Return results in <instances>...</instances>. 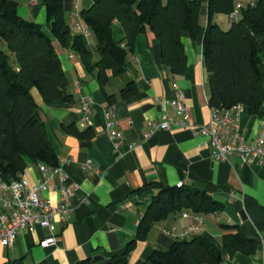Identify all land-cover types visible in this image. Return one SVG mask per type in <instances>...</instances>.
Returning <instances> with one entry per match:
<instances>
[{
    "label": "crops",
    "instance_id": "1",
    "mask_svg": "<svg viewBox=\"0 0 264 264\" xmlns=\"http://www.w3.org/2000/svg\"><path fill=\"white\" fill-rule=\"evenodd\" d=\"M17 1L21 16L44 25L50 33L42 0L37 3ZM201 1L202 37L207 24L208 0ZM238 2L254 4L256 0H236L235 4ZM91 5L92 0H72L68 20L75 33L83 34L75 29L72 12ZM232 20L228 14L214 16V21L222 28H229ZM81 24L89 32L84 38L93 51V59L97 60L98 39L82 17ZM113 36L116 41L125 40V29L118 20L114 21ZM52 39L70 79L74 100L48 105L36 88L32 93L61 167L68 176L66 183L77 184V189L67 221L59 217L54 220L59 236L55 245L41 246V240L50 230L36 226L19 234L11 247L0 244V264H78L87 257L93 258V264H103L124 251L152 197L163 186H176L179 181L206 191L223 206L210 214L172 213L155 223L147 238L130 252L129 264H153L148 260L150 254L155 249H168L176 239L164 229L182 234L190 226L197 228L186 238L201 235L219 247L226 234L238 230L256 241L255 253L226 255L221 264H264V163L242 162L236 156L216 159L205 137L189 128L172 126L155 131L148 138L144 136L149 121L161 118L162 114L177 117V111L169 103L177 93L186 99L192 120L198 125L208 124L210 86L201 39L195 40L189 31H183L184 58L179 73L174 74L163 63L160 40L147 29L137 36L125 72L113 75L109 70V82L104 89L97 79L96 69H89L77 51L63 46L54 36ZM77 81L81 88L76 87ZM130 81H135L139 90L125 98L121 91ZM86 95L92 97V104L88 114L90 125L83 129L79 122L86 113L81 99ZM109 95L115 96L113 103ZM109 122L123 134V141L117 146L109 135ZM237 122L248 141L258 137L264 124V101L256 114H251L243 105ZM72 127L81 131L90 129L92 136L80 137ZM131 143H135L134 148L130 147ZM23 175L35 184L41 176L40 162L29 159ZM54 181L60 182L58 176ZM40 195L53 203L58 200L53 185ZM184 212L189 215L183 216Z\"/></svg>",
    "mask_w": 264,
    "mask_h": 264
},
{
    "label": "trees",
    "instance_id": "2",
    "mask_svg": "<svg viewBox=\"0 0 264 264\" xmlns=\"http://www.w3.org/2000/svg\"><path fill=\"white\" fill-rule=\"evenodd\" d=\"M235 1L208 0L207 24L201 37V0H92V5L80 14L98 39L99 58L94 60L84 35L75 33L68 20L72 0H42L50 33L44 25L21 16L17 0H0V172L3 178L12 180L23 173L29 159L51 166L60 164L32 93L36 88L48 105L74 100L70 79L52 36L63 46L77 51L89 69L97 70V79L104 89L109 82V70L113 75L125 72L137 36L147 29L161 42L165 66L172 73H179L184 58L181 35L189 31L193 39L202 41L211 107L228 109L241 104L251 114L258 113L264 101V0L243 6L240 15L232 17L230 27L224 29L214 21V16L231 15ZM115 20L125 29L123 41L114 39ZM138 90V84L130 81L121 92L128 98ZM114 97H108L112 103ZM71 130L80 137L92 136L90 129ZM222 206L206 191L186 185L163 186L147 205L124 251L103 264H129L128 256L137 243L147 238L155 223L172 213L210 214ZM256 250V241L238 230L223 237L222 247L201 235L177 238L168 249H155L148 260L153 264H221L226 255L236 252L251 255ZM78 264H93V258L87 257Z\"/></svg>",
    "mask_w": 264,
    "mask_h": 264
},
{
    "label": "built area",
    "instance_id": "3",
    "mask_svg": "<svg viewBox=\"0 0 264 264\" xmlns=\"http://www.w3.org/2000/svg\"><path fill=\"white\" fill-rule=\"evenodd\" d=\"M38 1L33 0L34 3ZM245 5L243 2L236 3L231 17L237 18ZM71 19L75 29L81 30L83 35L88 37L89 32L82 27L78 8L72 12ZM75 85L77 88L82 87L78 81ZM169 103L177 111V117L162 114L161 118L149 121L148 128L144 131L145 138L155 131L171 129L172 126L189 128L205 137L206 143L212 148V156L216 159L227 160L231 156H236L242 162L264 163V124L258 137L248 141L237 122L243 105L236 104L228 109L211 107L208 124L198 125L192 120L186 99L181 93H177ZM91 104L92 97L83 96L81 107L86 115L79 122V126L83 129L90 125L88 114L91 112ZM107 129L115 146L123 141L122 132L113 128V122L107 123ZM134 146L135 143L130 144L131 148ZM40 171L41 176L35 184H31L23 173L12 180H6L0 172V244L2 246L11 247L19 234L36 226L47 227L50 230V234L41 240V246H51L58 242L59 236L54 220L59 217L62 221H67L77 184L66 183L68 176L63 171L61 163L57 166L40 163ZM57 176L60 182L54 181ZM184 184V181H179L176 186L181 187ZM50 185H53L58 193L56 203L40 195V192ZM188 215V212L183 213V216ZM194 228L197 227L190 226L182 234L168 229H164V232L176 239H183Z\"/></svg>",
    "mask_w": 264,
    "mask_h": 264
},
{
    "label": "rangeland",
    "instance_id": "4",
    "mask_svg": "<svg viewBox=\"0 0 264 264\" xmlns=\"http://www.w3.org/2000/svg\"><path fill=\"white\" fill-rule=\"evenodd\" d=\"M224 29H228V28H226V26H225Z\"/></svg>",
    "mask_w": 264,
    "mask_h": 264
}]
</instances>
